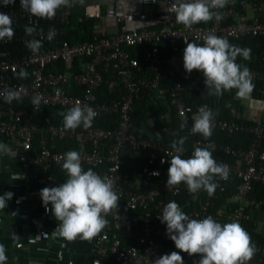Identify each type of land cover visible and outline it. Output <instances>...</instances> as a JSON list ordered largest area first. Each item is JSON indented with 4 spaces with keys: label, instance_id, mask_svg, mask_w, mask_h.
Wrapping results in <instances>:
<instances>
[{
    "label": "built area",
    "instance_id": "built-area-1",
    "mask_svg": "<svg viewBox=\"0 0 264 264\" xmlns=\"http://www.w3.org/2000/svg\"><path fill=\"white\" fill-rule=\"evenodd\" d=\"M175 6L176 0H91L77 12L73 0L53 17L39 18L25 11L20 0L8 6L0 0V12L23 20V28L14 31L10 41L0 40V90L8 87L22 93L21 100L11 103L0 97V143L8 147L0 153V172L19 180L5 192L14 194L11 201L22 208L18 217L29 230V235L15 242L27 253L22 264H151L152 259L172 251L180 253L184 264H198L200 254L189 256L176 249L166 235V224L159 219L164 205L173 200L193 219L211 215L217 222L242 226L243 221L256 217L257 231L264 230V196L253 194L255 183L264 185V68L250 69L252 83H261L255 89L258 95H234L244 108L237 110L246 119L242 121L221 117V107L206 88L202 71L189 74L183 67L184 39L203 44L208 33L228 41L257 39L256 59L264 64V14H246L248 8L264 10V0H229L225 7L212 9L219 19L191 28L176 23ZM74 15L78 24L71 22ZM91 20L98 24L93 27ZM26 25L36 29L31 36L26 35ZM65 32H70L69 38L60 39ZM30 39L42 42L37 53L26 47L25 41ZM17 44H24L26 50L16 51ZM236 63L241 64L237 59ZM21 68L28 72L26 79L16 75ZM164 81L169 83L163 87ZM187 86L202 99L197 106L186 103ZM37 95L43 99L35 108L32 97ZM138 100L147 101L150 113L146 136L139 134L133 121ZM77 103L97 113L87 129L66 130L62 121L53 122L49 117L42 124L36 120L48 107L66 111ZM201 107L212 110V129L240 133L247 140L243 144L218 143L194 134L192 147L211 144L213 158L228 170L226 180L216 179L218 187L211 197L203 190L190 193L183 182L167 188L170 165L162 163L176 155L168 138L172 116L180 124L187 117L183 132L191 135L193 117ZM56 141H65L66 148L57 149ZM70 150L80 153L85 171L91 168L101 177L111 178L120 198L117 209L105 216L107 226L88 240L87 247L79 246V236L72 243L53 236L59 221L46 212L39 195L40 189L67 179V174L59 179L52 169L62 166L63 155ZM126 152L133 157L130 162ZM191 153L184 151L182 158ZM222 155L229 159L221 160ZM231 185L229 196L213 212L216 200ZM6 210L0 209V221ZM248 234L257 251L247 264H264V232L261 243ZM80 250L88 259L77 262L73 256Z\"/></svg>",
    "mask_w": 264,
    "mask_h": 264
},
{
    "label": "clouds",
    "instance_id": "clouds-1",
    "mask_svg": "<svg viewBox=\"0 0 264 264\" xmlns=\"http://www.w3.org/2000/svg\"><path fill=\"white\" fill-rule=\"evenodd\" d=\"M15 2L16 0H2L3 6ZM72 2L73 0H20V5L31 15L51 18L57 9L70 6ZM228 2L229 0H210L207 3L205 0H176V23L191 28L194 24L208 22L214 17L219 19V15L212 9L223 8ZM12 23L8 14L0 12V40L10 41L13 38L15 32ZM35 31L34 27L25 26L26 35L31 36ZM203 40V44H197L184 39L185 71L189 74L193 70L202 71L206 88L211 90L210 95L222 96L225 91L232 89H236V95L240 97L250 93L254 87L250 69L236 63L237 56L249 59L250 50L233 45L226 38L213 33L205 35ZM25 45L33 53H37L42 42L30 39L25 41ZM16 75L26 79L28 72L21 68ZM0 97L6 103H11L13 100H21L22 93L5 87L0 90ZM42 99L39 95L32 97V105L38 108ZM59 115L63 118L62 123L66 130H75L80 126L85 129L91 127L97 113L91 107L77 103L66 111H60ZM213 119L211 109L199 108L193 117L191 133L209 138L212 135ZM186 125L187 117L181 122L180 128L183 129ZM186 139L183 136L174 139L171 147L176 155L170 161L162 160V163L167 162L170 165L166 187L174 188L183 182L190 193L203 190L211 197L218 187L216 179L228 178L227 167L213 158L209 150L211 144L196 147L188 158H182ZM7 151V145L0 143V153ZM62 159L61 167L67 174V179L58 186L39 190L46 212H51L59 221L52 234L67 241H74L78 236L82 240L90 241L107 226L108 220L105 216L111 210L117 209L120 198L111 178L101 177L91 168L87 171L82 168L78 151H67ZM13 195L11 191L0 195V209L7 207V201ZM159 219L166 224V235L174 242L176 249L189 256L200 254L198 264H247L257 251L248 232L238 222L221 224L211 215L200 220L190 218L174 200L164 205ZM7 260L6 247L0 244V264H6ZM151 264H184V260L179 252L172 251L152 259Z\"/></svg>",
    "mask_w": 264,
    "mask_h": 264
},
{
    "label": "trees",
    "instance_id": "trees-1",
    "mask_svg": "<svg viewBox=\"0 0 264 264\" xmlns=\"http://www.w3.org/2000/svg\"><path fill=\"white\" fill-rule=\"evenodd\" d=\"M76 11L80 12L79 8H76ZM12 27L14 31H20L23 28V20L21 19H12ZM71 22L76 24L77 23V17L74 15L71 19ZM204 23V22H200ZM78 24V23H77ZM93 27L98 24L96 20H91L89 22ZM92 30L88 32V34L85 35V37L90 36L92 33ZM70 32H65L59 36L60 39L63 38H69ZM76 35H79L78 32H74ZM259 40V39H258ZM264 40V39H262ZM257 41V39H252L249 37H241L239 39H230L229 42L233 45L239 46L244 49H249L250 50V58L249 59H244L242 56H237V60L242 64L246 65L249 69L252 68H257V69H262L264 68V64L260 62L258 59H256V54L258 53V49L255 47L254 43ZM14 47V45H11ZM18 48L16 51L23 52L26 50V47L24 44H17ZM141 59V58H140ZM142 62V59H141ZM261 83L259 82H254L253 89L249 93L251 95H258V93L255 91L257 86H260ZM190 86H187L186 91L184 92V98L187 104L192 105V106H197L202 102V99L199 98L198 94L193 91H191ZM190 89V92H189ZM236 89H232L231 91H225L222 96H213L214 99L218 102L217 105L219 108L221 107V114L220 116L223 118L227 119H237V120H246L243 118L241 111L244 109L240 104H237L234 100V95H236ZM102 99H106V94L101 93L100 95ZM240 97V96H238ZM147 101L146 100H138L135 103V110L133 112V121L135 126H137L140 129L139 134L141 136H146L148 134V119L150 116L149 109L147 108ZM241 111H237V110ZM60 111H65L61 107H48L46 108L43 112L39 113L36 116V120L38 124H42L44 121V118L49 117L53 122H61L63 118L59 115ZM107 122L102 121V124H106ZM108 124V123H107ZM171 126H172V132L168 136L170 142H172L174 139H178L179 137H187L185 144H184V149L186 152H193L195 148L192 147V142L193 139L196 137V135L191 134H185L183 132V129L180 128V120L176 118L175 116H172L171 119ZM212 140L220 143V142H228V143H235V144H243L246 143L247 140L244 137L243 134L240 133H234V134H228L225 132H220L218 130L212 129V135L210 136ZM55 147L57 149H64L66 148V143L65 141H56ZM264 147V146H263ZM219 155V153H218ZM217 155V157H218ZM221 160H228L229 158L225 155L219 156ZM126 158L127 162H130L131 159L133 158L128 152H126ZM128 168V167H127ZM52 173L56 174V176L59 179H62L63 177L65 178L66 173L62 170V167H57L52 169ZM233 185L229 187V189L220 194V198L216 200L214 208L212 209L213 212H215L221 204L227 199V196H229V191L232 189ZM253 194L256 196H264V185H260L259 183L254 184V189H253ZM254 217L250 221H243L242 222V227L247 231L251 232L254 237H256L261 243L263 241V231L258 232L257 231V222L255 221ZM221 224H223V221H219Z\"/></svg>",
    "mask_w": 264,
    "mask_h": 264
},
{
    "label": "crops",
    "instance_id": "crops-1",
    "mask_svg": "<svg viewBox=\"0 0 264 264\" xmlns=\"http://www.w3.org/2000/svg\"><path fill=\"white\" fill-rule=\"evenodd\" d=\"M76 1V7L82 8L84 4L91 0H75ZM264 9V8H263ZM81 10V9H80ZM246 14L251 17L252 15H263L264 10H261L259 12L252 10L251 8H248L246 10ZM168 81L163 82V87L168 85ZM17 180V181H16ZM19 180L16 178H11L7 175L5 171L0 172V193H4L7 189L9 190L10 186L18 182ZM9 206H7V210L5 212L4 217H2V220L0 221V244H4L6 247V255L8 256V260L6 264H22L25 261L27 253L24 252L22 249H18L15 246V242L18 240L24 239L27 235H29V230L24 228L22 226V222L18 217L20 209L22 208L18 207V204H13V201H8ZM35 211V209H33ZM15 237V238H14ZM81 243H79V246L82 245V247H87L89 242L88 240H82ZM72 243V241H69ZM73 246L77 248V244L75 245L73 243ZM18 249H16V248ZM81 247V246H80ZM81 250L77 252L73 257L78 262H81L83 260L88 259V256L82 255ZM53 264L57 263L56 261L52 262Z\"/></svg>",
    "mask_w": 264,
    "mask_h": 264
},
{
    "label": "rangeland",
    "instance_id": "rangeland-1",
    "mask_svg": "<svg viewBox=\"0 0 264 264\" xmlns=\"http://www.w3.org/2000/svg\"><path fill=\"white\" fill-rule=\"evenodd\" d=\"M253 105V104H252Z\"/></svg>",
    "mask_w": 264,
    "mask_h": 264
}]
</instances>
